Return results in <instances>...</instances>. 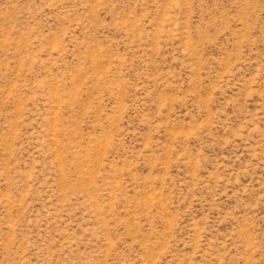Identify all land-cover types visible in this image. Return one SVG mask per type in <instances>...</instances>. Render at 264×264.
<instances>
[{
    "label": "rangeland",
    "instance_id": "374dc122",
    "mask_svg": "<svg viewBox=\"0 0 264 264\" xmlns=\"http://www.w3.org/2000/svg\"><path fill=\"white\" fill-rule=\"evenodd\" d=\"M0 264H264V0H0Z\"/></svg>",
    "mask_w": 264,
    "mask_h": 264
}]
</instances>
